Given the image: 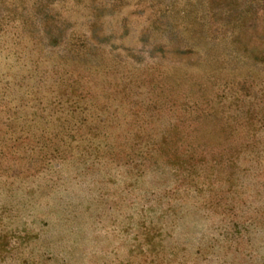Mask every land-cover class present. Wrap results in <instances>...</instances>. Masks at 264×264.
Masks as SVG:
<instances>
[{
  "label": "rangeland",
  "instance_id": "rangeland-1",
  "mask_svg": "<svg viewBox=\"0 0 264 264\" xmlns=\"http://www.w3.org/2000/svg\"><path fill=\"white\" fill-rule=\"evenodd\" d=\"M41 1L51 55L12 25L0 44V123L23 125L0 124V264H264V161L227 189L205 132L264 125V0ZM72 38L90 58L70 61Z\"/></svg>",
  "mask_w": 264,
  "mask_h": 264
},
{
  "label": "trees",
  "instance_id": "trees-1",
  "mask_svg": "<svg viewBox=\"0 0 264 264\" xmlns=\"http://www.w3.org/2000/svg\"><path fill=\"white\" fill-rule=\"evenodd\" d=\"M32 1V3H38L36 8L42 7L43 3L41 0H0V44L3 42H8L7 39H5V37H3L7 32L9 27L12 25L13 27H15V31L13 32V42L15 44V47H17V45H19V43L21 41L24 40H31L34 44H36V47L38 45H40V55L43 53L47 54L45 57V55H43V57H45V59H47L49 57V55H51L50 51H48L47 49L42 47L43 44V40L44 38H48L49 40L53 39L52 42H56L58 41V36L56 37L55 34H53V36H50L47 31H45V28L49 26V23L46 19L47 15H43L42 19H37L36 17H33V15L29 14L27 12V4H29V2ZM229 1V0H226ZM257 0H249L250 3H253ZM6 3L8 5L5 6ZM1 4L4 6L2 7ZM26 12V15H22V12ZM42 11V8L39 9V12ZM223 12L225 13H232V9L230 7H225V10H223ZM227 15V14H226ZM234 15V14H233ZM34 18L35 21H32ZM245 16L238 12L237 15L233 18H231V22L232 24L225 30L222 32L223 35V39L227 38V37H232L235 35L236 30L238 29V25L239 23L242 22V19H244ZM21 29V30H19ZM17 30V31H16ZM42 33L47 34L45 35V37H42ZM51 37V38H50ZM214 38L217 37H212V39L214 40ZM230 42L233 43L234 42V38H229ZM225 41H228V39H225ZM87 38H83V39H77L74 40L73 38L71 39V42L69 44L70 48L67 49L68 53L72 54V57H70V61H75V60H79L80 58H90L92 52L90 51V49L87 48ZM51 46H54V43L50 44ZM68 59V57H66ZM45 61H40L39 63L37 62L36 65H39L41 63H44ZM57 72V71H56ZM63 96H67L68 94L66 93V91H63L62 93ZM76 97L75 99H72L73 96ZM80 96L79 93H77L76 90H72V92H70L69 97L67 98V100L64 103H68V109L71 110V114L72 113V107L75 110L76 108H78V106H74V104H72V102L74 101V103L79 104L77 99ZM76 104V105H77ZM5 106V105H4ZM62 107V106H60ZM64 107H62L63 109ZM21 109V108H20ZM73 110V112H74ZM12 115H9V117L6 118V122H1L0 124H4V125H10L8 127L7 130H9V138H12V136L18 134L19 132H21L22 130L17 128L12 127ZM23 119V117L21 118H15L14 120L19 122ZM252 118L251 117H246L245 119V126H247L246 128L248 130H246L245 135L243 136L244 139H242L241 141H235L233 139H231L232 134H235L238 132L239 129L237 128H230L229 129V137L226 136H222L220 132L215 131V130H211V129H205V132L208 133L209 135H213L218 139L219 145L221 144V147L219 149H211L209 152L210 153V160L213 161V165H211V169L214 171V174H218L219 175H224L222 178L220 177L217 182L220 185H228L227 189H235V174L236 171H233V168H235V170L238 167V163L240 161H246L249 164V168L248 170L255 168L259 165H261V163L264 161V139H262V137L264 136V125L262 124V126H260L259 128H255L252 125L254 124L253 121H251ZM264 119H258L259 121H263ZM22 122V121H21ZM257 122V121H256ZM16 123V122H15ZM70 124L68 123L67 126H60V132H63V136H68V132L73 131L74 127H76L75 124H73L72 126H69ZM244 126V127H245ZM242 127V128H244ZM78 129V127H77ZM66 132V133H65ZM8 133V132H7ZM7 133H4L3 135H7ZM220 133V134H219ZM0 138L1 134H0ZM68 138H71L72 140V136H69ZM19 139V138H17ZM63 139H61L62 141ZM65 141V140H63ZM62 141V142H63ZM4 140L0 139V143H3ZM66 142V141H65ZM193 144H188L187 145V150H191V152L193 154L197 153L198 148H200L201 143H200V139H196L194 142H192ZM200 143V144H199ZM67 144V143H65ZM200 150V149H199ZM202 152H204L203 154H207L209 155V152H205L203 150L199 151V154H201ZM175 153L174 154V159L170 160L169 158L166 159L165 163L169 164V165H177V166H182L181 160L185 159L183 157H185L186 155L183 154H178ZM193 154H191L190 156H192ZM209 158V157H208ZM191 159V157H190ZM152 164H156V162H153ZM180 164V165H179ZM247 169V168H246ZM186 170V168H185ZM189 172L191 171L190 169L187 168L186 171ZM213 171L211 172V174H213ZM239 171V170H237ZM242 171V170H241ZM247 171V170H246ZM217 176V175H216ZM204 184H207L208 186L212 184V181H206V183L204 182Z\"/></svg>",
  "mask_w": 264,
  "mask_h": 264
}]
</instances>
